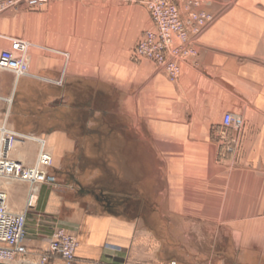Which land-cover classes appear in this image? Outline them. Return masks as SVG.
<instances>
[{"label":"crops","instance_id":"0c3cea01","mask_svg":"<svg viewBox=\"0 0 264 264\" xmlns=\"http://www.w3.org/2000/svg\"><path fill=\"white\" fill-rule=\"evenodd\" d=\"M212 24L191 35L198 56L182 59L172 81L152 61L133 56L154 27L142 5L59 0L36 10L20 4L0 15V55L22 53L14 39L30 44L27 76L0 71V128L23 137L13 160L34 167L40 145L25 137L44 139L53 169L61 170L80 151L81 130L87 137L115 131L124 173L119 209L82 194L94 185L76 174L72 201L50 183L39 184V200L27 215L28 262H38L55 233L65 230L77 238L74 264H264V64H241L248 34L240 23ZM23 79L40 85L32 116L15 115L7 105L16 103ZM49 90L61 91L60 98ZM62 91L63 99L79 96L82 103H57ZM69 106L75 108L65 113ZM74 111L102 114L108 130L92 129L94 119L75 118ZM240 111L251 127L243 160H220L223 116ZM0 187L9 209L21 213L29 184L2 181ZM49 264L66 263L54 257Z\"/></svg>","mask_w":264,"mask_h":264},{"label":"built area","instance_id":"2783aa9c","mask_svg":"<svg viewBox=\"0 0 264 264\" xmlns=\"http://www.w3.org/2000/svg\"><path fill=\"white\" fill-rule=\"evenodd\" d=\"M53 1L59 0H0V15L20 4L36 10ZM113 1L142 5L148 10L154 27L143 33L133 50V56L139 60L152 61L172 81L177 80L181 74L182 59L198 56L197 49L190 43L191 35L200 34L214 22L213 14L207 10L209 0ZM14 42L22 53L0 55V71L11 72L20 78L29 74L27 51L30 44L20 39H14ZM222 127L241 132L245 127V120L228 112L223 116ZM22 138L13 130L0 128V182L15 181L30 186L26 207L21 213L9 209L6 194L0 187V264H49L54 257L60 258L66 264H74L78 248L77 238L65 230L55 233L48 250L40 255L38 262L30 263L26 260L27 215L39 200L37 186L55 183L56 178L49 173L54 166V159L44 139L25 137L36 140L40 145L34 167L28 168L23 162L13 160L12 153Z\"/></svg>","mask_w":264,"mask_h":264},{"label":"rangeland","instance_id":"374dc122","mask_svg":"<svg viewBox=\"0 0 264 264\" xmlns=\"http://www.w3.org/2000/svg\"><path fill=\"white\" fill-rule=\"evenodd\" d=\"M207 10L214 16L212 26L224 23L225 20L233 19L236 20L237 23L241 24L242 30H247L246 34H248V41L245 45L248 52L247 55H243L239 58L241 64H264L262 63L264 61V0H209ZM233 23L235 24V22ZM238 28V26H234L227 29V31L229 30L228 33H235L234 31ZM132 47H134V45ZM26 83V79H23L20 82L19 89L17 90L19 92V96L16 99V103H14L15 100L12 99V103L7 104L15 115L19 113L31 115L38 112V107H36L38 99L35 95V88H40V85L33 82H30L29 85H26ZM244 85L245 91H243V94L248 96L249 92L246 87L247 84L244 83ZM41 86L44 87V85ZM30 87L31 89L32 87L34 88L32 89L33 91H30ZM26 92L29 93L27 94ZM47 92L51 96L54 95L60 98L61 91L49 90ZM64 92L66 93L67 91H62V98L61 100L59 99L57 103L63 102L65 104V100H68V105H72L74 102L78 103L82 101L81 98H78L79 96L77 98L76 96H72L71 99V96L68 97L65 95L66 98L63 99ZM23 94H25V96H23ZM24 100H26V102ZM116 103L117 106H114V110L118 112V97L116 99ZM72 108L75 107L69 106V108H66L67 111L65 113H71ZM244 108L246 110L249 107L246 105L245 107H240V109ZM242 114L243 112L240 111L239 114L235 115L243 117ZM80 115L82 120H89L90 118L94 119V121L91 122L92 129L108 130L102 120V114L95 115L91 112L85 111ZM243 119L245 120V127L241 132L226 130L223 128L219 129V135L222 137L223 141L221 144L222 149L219 154L220 160L222 159L224 161H232L236 163L243 160V145H245V139L249 131H251L249 122H247L244 117ZM95 120H97V122ZM80 129H82V127H80L79 130ZM112 133L113 136L109 135L104 139L95 136L87 137L85 136V132L81 130V136L77 138L80 151L75 157L70 159L69 166L62 168L61 170H55L53 168L50 169V174L56 178V182L52 183L50 186L51 189L59 193L65 201H72L75 198V174L79 181L84 185H114L118 183L119 177L124 178V173L121 169V163L119 161L120 153L118 133L115 131ZM75 164L78 165V171L76 172ZM98 167L102 168L101 172H98ZM148 221L149 219L145 218V222L147 223Z\"/></svg>","mask_w":264,"mask_h":264},{"label":"trees","instance_id":"16d2710c","mask_svg":"<svg viewBox=\"0 0 264 264\" xmlns=\"http://www.w3.org/2000/svg\"><path fill=\"white\" fill-rule=\"evenodd\" d=\"M78 103H76V104H78ZM79 115L80 114H76L75 111L73 112V116H75V118H78ZM77 125L82 126V123L75 121V126H77ZM106 137H108V136L99 137V138L105 139ZM123 192L124 191L121 190V188L119 186V180H118V183L114 184V185H112V184H110V185L98 184V185H94V186H91L88 188H82L81 189L82 194H88V195H92V196L96 197L98 199V201L103 206H105V208H109V209H111V208L112 209H119V208H121V206H123V205L125 206V204H122L121 203L122 201L119 200L122 195L125 196V192L124 193Z\"/></svg>","mask_w":264,"mask_h":264}]
</instances>
